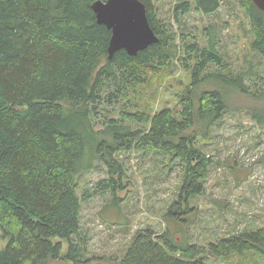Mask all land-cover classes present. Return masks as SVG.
<instances>
[{
    "label": "trees",
    "instance_id": "obj_1",
    "mask_svg": "<svg viewBox=\"0 0 264 264\" xmlns=\"http://www.w3.org/2000/svg\"><path fill=\"white\" fill-rule=\"evenodd\" d=\"M93 1L0 0V264H111L92 262L77 239V174L97 159L109 175L96 191L114 196L123 171L116 154L124 151L154 152L179 164L182 184L168 213L181 228L189 225V203L204 192L214 163L201 142L228 111V94L264 96V13L252 0L238 2L259 59L238 71L211 39L201 45L176 34L153 0L141 1L159 40L136 55L120 49L108 59L111 31L97 23ZM219 6V0H194L206 14ZM190 9L181 0L175 18ZM176 67L187 83L174 79ZM172 79L183 85L174 104L151 113L149 104ZM246 79L257 81L254 90ZM103 104L110 108L103 111ZM182 239L169 227L160 234L139 230L113 264H207L208 257L246 252L264 258V225L206 245Z\"/></svg>",
    "mask_w": 264,
    "mask_h": 264
},
{
    "label": "rangeland",
    "instance_id": "obj_2",
    "mask_svg": "<svg viewBox=\"0 0 264 264\" xmlns=\"http://www.w3.org/2000/svg\"><path fill=\"white\" fill-rule=\"evenodd\" d=\"M181 0H153L157 15L171 22L176 34L198 39L207 45L211 39L225 63L234 71L243 70L244 61L259 59L249 48V19L238 0H219L220 6L206 14L194 8L175 18V6ZM178 42V41H177ZM211 43V42H210ZM227 71V69H225ZM261 75H264L262 69ZM183 84L189 77L178 67L174 79ZM264 81V77H261ZM174 79L160 90L156 102L149 104L151 113L174 104L173 96L182 88ZM249 89L256 80H245ZM181 86V87H180ZM259 87V86H258ZM264 90V83L260 87ZM228 111L215 122L201 142L213 159L205 181L204 192L190 201V224L182 226L170 219L168 208L177 199L183 173L179 164L154 152L136 150L116 154L122 167L115 195L96 191L97 183L108 177V169L97 159L77 174L81 199L80 236L86 256L92 262L114 263L123 255L134 234L152 229L160 234L168 227L182 234L184 241L206 245L210 241L264 225V96L232 92L227 97ZM110 108L101 105L100 109ZM116 114L118 109L113 108ZM90 194V195H89ZM84 195H89L83 198ZM168 213V215H167ZM86 239V242H85ZM4 242L0 241V245ZM67 244L64 245L65 250ZM207 264H264V258L253 252L226 258L208 257Z\"/></svg>",
    "mask_w": 264,
    "mask_h": 264
},
{
    "label": "water",
    "instance_id": "obj_3",
    "mask_svg": "<svg viewBox=\"0 0 264 264\" xmlns=\"http://www.w3.org/2000/svg\"><path fill=\"white\" fill-rule=\"evenodd\" d=\"M264 13V0H252ZM97 23L111 31L107 58L124 49L130 55L157 42L158 36L149 24L141 0H94L90 5Z\"/></svg>",
    "mask_w": 264,
    "mask_h": 264
}]
</instances>
